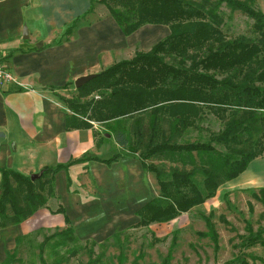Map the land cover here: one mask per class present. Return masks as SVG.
I'll list each match as a JSON object with an SVG mask.
<instances>
[{
  "label": "trees",
  "instance_id": "obj_1",
  "mask_svg": "<svg viewBox=\"0 0 264 264\" xmlns=\"http://www.w3.org/2000/svg\"><path fill=\"white\" fill-rule=\"evenodd\" d=\"M96 3L107 8L127 36L147 24L167 25L171 33L151 49L137 50L131 58L101 70L71 97H61L72 111L67 128L98 124L105 129L95 131L101 141L113 136L155 175L160 192L137 211L139 221L132 227L169 222L203 205L222 184L238 178L264 154V11L257 0H94L85 14L92 13ZM224 5L253 20L255 37L226 34ZM209 115L222 123L220 129L203 127ZM194 131L196 137L191 136ZM121 156L118 152L102 161L111 164ZM86 160L100 159L87 154L76 161ZM64 167L45 166L35 178L0 168V229L20 224L49 199L58 198L55 179ZM260 191L264 204V188ZM55 211L65 213L62 205ZM203 217L207 230L199 235L210 239L218 253L220 234L214 213ZM220 218L230 224L225 215ZM65 220L66 227L39 243L29 242L31 264H64L87 250L86 264L102 260L103 254L95 255L97 242L83 243L70 219L65 216ZM246 227L240 250L264 246V227L255 231L250 221ZM26 238L16 237V247L6 252L4 264H24L18 255ZM175 246L173 239L161 264H171ZM143 258L140 252L133 264ZM250 258L264 264L262 257L243 251L222 264H249ZM125 260L120 254L119 264Z\"/></svg>",
  "mask_w": 264,
  "mask_h": 264
},
{
  "label": "crops",
  "instance_id": "obj_2",
  "mask_svg": "<svg viewBox=\"0 0 264 264\" xmlns=\"http://www.w3.org/2000/svg\"><path fill=\"white\" fill-rule=\"evenodd\" d=\"M93 1L0 0V53L8 58L17 79V83L0 85V130L7 135L0 148V160L5 165L0 164V168L32 175L45 166L66 165L55 179L58 198L54 200L65 209V213H57V221L67 226V216L82 236L110 232L125 221L127 213L138 218L137 211L156 197L151 195L154 174L143 168L138 156L122 153L111 164L102 161L118 153L119 145L112 137L101 141L95 132L100 129L98 124L67 128L72 111L61 97H71L77 89L76 79L98 73L100 68L95 66L97 59H84L126 49L127 35L109 13L101 19H96L95 9L85 14ZM257 3L264 11L261 0ZM77 18L80 20L68 33ZM100 26L109 30L112 38L100 45L83 46L81 39ZM170 33L167 25L147 24L128 37L152 45L141 48L147 51ZM135 43L130 45L140 42ZM87 154L100 160L76 161ZM255 174L264 175V154L249 166V179ZM1 177L0 172V184ZM92 208L100 215L96 223L89 220ZM86 209L89 212L82 217Z\"/></svg>",
  "mask_w": 264,
  "mask_h": 264
},
{
  "label": "rangeland",
  "instance_id": "obj_3",
  "mask_svg": "<svg viewBox=\"0 0 264 264\" xmlns=\"http://www.w3.org/2000/svg\"><path fill=\"white\" fill-rule=\"evenodd\" d=\"M264 5V0H261ZM96 19L105 18L108 15V10L104 5L95 4ZM225 21L222 29L230 37L245 35L249 38L255 37L252 30L253 20L246 15L238 12H231L228 7L224 5ZM109 18L113 20L111 16ZM88 36H84L80 42L83 46L92 47L104 43L105 39L112 38L113 34L101 26L96 28ZM138 40V41H137ZM140 42L139 45H130L135 42ZM136 42V43H137ZM126 49L120 52H114L106 55L91 54L84 60L95 61V66L99 72L110 64L120 61L122 59L131 58L137 50L148 49L152 45H147L143 39L126 38ZM135 43V44H136ZM141 49V50H142ZM209 126L214 130L221 128L222 123L213 115L207 116L203 122V127ZM103 131L105 129L100 127ZM0 130V148L6 140V133ZM203 134H207L205 130ZM196 131L192 132V137H196ZM112 139L113 136H111ZM116 142V141H115ZM14 142L10 146L13 147ZM118 152L123 154L127 150L119 146ZM0 151H2L0 149ZM107 154V153H106ZM111 155V153H110ZM109 155V156H110ZM260 160H257V164ZM1 165H5L4 161L0 160ZM256 164V165H257ZM169 167L171 163L165 162ZM248 172L240 175L232 181L225 182L220 186L216 195L207 200L203 205L195 207L191 211L185 212L177 216L175 219L164 223H153L147 227H132L139 221V217H132L130 213L126 214L125 221L121 222L115 229H111L103 235L82 236L76 230V235L84 243L86 240H94L97 242L95 247V255H101L102 260L98 264H119V256L123 254L126 256L124 264H133L135 258L140 252L144 253V258L140 264H161L164 257L167 255L172 246L173 239L176 240V246L173 249V259L171 264H222L240 251L254 257H262L264 259V246L257 245L249 249L240 250V242L242 236L247 235L246 221H250L254 230L264 227V204L261 199V189L264 188V175L255 174L254 178L249 179ZM151 195L159 194V185L155 178L151 179ZM256 194V196H255ZM69 205V200H64ZM58 200L54 198L49 199L47 205L41 207L34 215L28 217L19 225H11L7 228L0 229V264H4L8 250H13L16 247V237L19 235H26L24 243L19 249V257L24 259V264L32 263V255L29 253L31 248L29 242L39 243L43 240L45 235L54 233L55 231L66 227L60 226V221H57L58 215L56 209L58 208ZM70 206V205H69ZM91 223H96L100 215L97 213V208L91 209ZM89 209H86L82 217H86ZM214 213V222L216 223L218 232L220 234V250L218 253L214 252L213 244L208 238L201 237L199 232L206 231V221L204 215ZM221 215H225L230 221L226 225L221 220ZM60 217V216H59ZM131 217V218H130ZM111 221L109 220L106 225ZM18 228V229H17ZM118 233V236H114ZM90 256L87 251H82L78 256L71 258L64 264H86ZM15 264H20L16 262ZM249 264H263L260 260L249 259Z\"/></svg>",
  "mask_w": 264,
  "mask_h": 264
},
{
  "label": "built area",
  "instance_id": "obj_4",
  "mask_svg": "<svg viewBox=\"0 0 264 264\" xmlns=\"http://www.w3.org/2000/svg\"><path fill=\"white\" fill-rule=\"evenodd\" d=\"M17 83V79L9 64L8 58L0 53V85Z\"/></svg>",
  "mask_w": 264,
  "mask_h": 264
},
{
  "label": "water",
  "instance_id": "obj_5",
  "mask_svg": "<svg viewBox=\"0 0 264 264\" xmlns=\"http://www.w3.org/2000/svg\"><path fill=\"white\" fill-rule=\"evenodd\" d=\"M26 30H25V35H27V31ZM96 74L97 73H90L88 75H83V76H80L79 78H77L76 81H75L76 88H79L80 86H82L86 82H88L91 79H93L96 76ZM37 176H38V173L32 174V178H35Z\"/></svg>",
  "mask_w": 264,
  "mask_h": 264
}]
</instances>
